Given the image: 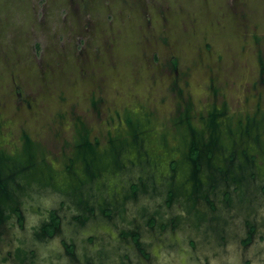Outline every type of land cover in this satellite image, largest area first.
I'll return each instance as SVG.
<instances>
[{
	"label": "rangeland",
	"instance_id": "obj_1",
	"mask_svg": "<svg viewBox=\"0 0 264 264\" xmlns=\"http://www.w3.org/2000/svg\"><path fill=\"white\" fill-rule=\"evenodd\" d=\"M212 112L224 142L214 152V170L225 165L256 178L252 185L246 180L219 189L261 196L264 0H0V156L6 159L0 175L22 184L9 179L10 196L0 199L6 221L0 222L6 238L0 264H56L51 246H38L30 226L18 233L20 241L13 238L8 223L15 206L36 214L35 225L57 208L65 217L63 234L80 242V225L70 218L94 205L90 223L102 226L97 242L110 252L120 244L112 223L129 229L136 219L142 225L140 218L159 208L173 175L176 186L189 191L188 126L207 141ZM185 114L190 124L180 120ZM84 133L94 156L76 151ZM24 138L32 163L22 155ZM233 147L235 161L229 159ZM140 176L148 193L131 199L129 182ZM220 190L214 199L225 215ZM107 206L123 219L102 218ZM239 206V216L250 213ZM18 247L37 256L25 257Z\"/></svg>",
	"mask_w": 264,
	"mask_h": 264
},
{
	"label": "flooded vegetation",
	"instance_id": "obj_2",
	"mask_svg": "<svg viewBox=\"0 0 264 264\" xmlns=\"http://www.w3.org/2000/svg\"><path fill=\"white\" fill-rule=\"evenodd\" d=\"M190 135L192 138L189 141L190 146L187 148L184 146L189 162V191H181L179 186H176L173 175L169 181L171 184L167 183L166 194L159 208L153 213H145L140 218L142 225H139L136 219H130L132 227L129 229L112 223L120 244L114 246L110 252L102 246L103 241L97 242L98 233L103 235L100 229L102 226L99 223L94 225L90 223V218L97 212L95 206L91 204L85 205L84 215H73L69 221L80 225L81 231L77 234L81 238L80 242L63 234L62 225L65 217L57 208L46 210V219L40 225H35L32 223L36 214L24 212L21 207L15 206L8 223L14 229L13 238L20 241L18 233L25 230L26 225L30 226L29 233L32 232V236L40 241L38 246H51L47 250L54 255L56 264H264V198H262L264 185H260L261 196L254 198L244 195L240 197L237 188L220 190L219 186L228 187L230 182L241 186L247 180L248 184L252 185L251 182L256 178L252 174L247 179L244 172L236 175L225 165L220 166L217 172L214 170L216 166L213 160L214 152H217L220 144L223 146L224 143H221L223 135L218 130L210 131L208 140L203 143L197 138V132L189 131L186 138ZM86 136L88 138V134ZM87 140L93 145L89 138ZM193 148L194 154L199 156L197 163H194L191 157ZM231 149L229 159L235 161L234 150L237 149L235 147ZM202 152H206L205 158L201 155ZM176 164L175 161L170 163V170L173 173L177 172ZM241 170L243 169H239ZM87 176L94 177L90 171H87ZM11 181L22 187L16 179L13 178ZM145 182L143 176L129 182L131 199L148 193ZM3 187L5 186L2 185L1 190ZM218 190H220L218 199L228 210L225 215L218 213L219 204L214 199ZM199 203L204 204L209 212L202 211L198 207ZM65 205L66 202L62 200L58 203V208L63 209ZM237 205H243V209L246 206L244 211L250 213L247 216H239L234 211ZM172 208H178L179 211L170 214ZM161 209L165 210L167 215H164ZM99 214L110 221L111 217L114 214L117 216L118 213L107 206L102 208ZM118 215L123 219L122 212ZM1 219L2 216L1 223L6 222ZM192 229L193 233L186 232ZM4 240L6 238L0 233V242H5ZM17 250L21 254L23 252L25 257L27 254L33 258L37 256L34 250L25 252L20 247Z\"/></svg>",
	"mask_w": 264,
	"mask_h": 264
},
{
	"label": "trees",
	"instance_id": "obj_3",
	"mask_svg": "<svg viewBox=\"0 0 264 264\" xmlns=\"http://www.w3.org/2000/svg\"><path fill=\"white\" fill-rule=\"evenodd\" d=\"M180 120H182L183 122L185 121L186 125L190 124L189 117L186 114H185L184 117L182 116V118ZM127 123L130 124V118H127ZM207 127H208L209 131H211V132H216L218 130L215 112H212V113L209 114ZM188 128H189L190 131H192V129H190L189 126H188ZM87 139L88 138H87L86 135H81L79 137V140L76 142V151H77L78 154H80L82 156H85V154L92 156L94 154V147H93L92 144H90V142ZM24 140H25L24 148H23L24 152H23L22 155H23V157L26 158L27 163H32V159H33L32 157L34 156V153L32 152V147L30 146L31 145L30 141L28 140V138H24ZM192 146L194 147V145H192ZM194 148L192 149V153L193 154L191 155V157H192L193 162L197 163L198 159H199L198 158L199 156L194 154V151H195ZM2 161L4 162V161H6V159H4L2 156H0V162H2ZM26 166L27 165L20 166L18 169L12 170L11 175L15 174L16 172L17 173L18 172L21 173L22 169H25ZM15 167H16V165H15ZM10 177L7 176L3 180V178H1V175H0V199H3L4 197L10 196L11 192H10V189H8V187L10 186L9 183H8V180L9 179H11V180L13 179V177L12 178H10ZM2 185L5 186V187H3V189L1 190Z\"/></svg>",
	"mask_w": 264,
	"mask_h": 264
}]
</instances>
